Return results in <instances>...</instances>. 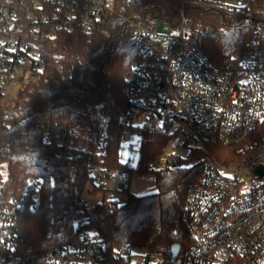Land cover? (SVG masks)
Listing matches in <instances>:
<instances>
[{"label":"trees","instance_id":"trees-1","mask_svg":"<svg viewBox=\"0 0 264 264\" xmlns=\"http://www.w3.org/2000/svg\"><path fill=\"white\" fill-rule=\"evenodd\" d=\"M181 6L182 0H116L115 13L102 17L92 29L82 30L74 22L56 37L37 43L44 63L36 80L0 102V207H9L15 215L17 262L25 264L31 257V264H53L49 255L74 235L83 215L101 236L113 264H132L136 250L162 254V264H175L172 244H181L180 256L193 244L189 186L205 159L228 163L229 146L190 149L186 160H199L191 169L184 168L180 158L153 170L156 193L128 192L119 202L101 183L94 188L102 191L99 202L91 205L84 198L93 170L133 171L120 159L119 148L123 119L130 110L123 87L141 46L134 28L120 15L152 26H177ZM185 12L194 23L214 27L203 44L216 61L240 53L251 38L253 28L246 16L225 11L217 0H188ZM139 132L137 171L148 172V163L160 160L172 135L162 131V121L153 112ZM32 178L41 183L37 199ZM118 251L126 256L116 257Z\"/></svg>","mask_w":264,"mask_h":264},{"label":"built area","instance_id":"built-area-1","mask_svg":"<svg viewBox=\"0 0 264 264\" xmlns=\"http://www.w3.org/2000/svg\"><path fill=\"white\" fill-rule=\"evenodd\" d=\"M187 1L182 0L177 26H152L120 15L141 46L123 87L130 105L123 138L131 135L130 120L149 111L161 119L163 132L181 134L189 149L229 146L228 163L207 158L191 181L187 211L194 242L175 264H264V174L257 173L264 167V0H217L225 11L244 14L253 28L245 48L223 61H216L203 44L214 27L194 23L185 12ZM115 6L116 0H0V102L36 80L44 63L39 41L56 37L74 22L90 30L115 13ZM107 145L104 140V154ZM177 156H169L163 168ZM105 173L127 196L130 173ZM30 184L37 199L41 183L32 178ZM15 223L13 211L0 207V264H17ZM92 229L81 216L73 237L49 255L53 264H113ZM164 260L151 253L146 262Z\"/></svg>","mask_w":264,"mask_h":264},{"label":"rangeland","instance_id":"rangeland-1","mask_svg":"<svg viewBox=\"0 0 264 264\" xmlns=\"http://www.w3.org/2000/svg\"><path fill=\"white\" fill-rule=\"evenodd\" d=\"M17 91V89L13 90L12 94H16ZM149 113V111L139 113L134 119L130 120L129 125L134 129H132L131 135L128 139H122L119 148L120 159L124 162H128V164L133 168V171L130 173V188L128 191L137 196H143L157 192L158 187L156 183L155 172L153 170H159L165 167L166 160L169 156L178 155L177 157L179 159L183 158L184 160L182 162V166L188 169L194 168L199 163V160H186L190 149L183 145V136L181 134H176L170 140L168 147L160 160L151 161L150 169L152 170L148 172L137 171L140 163L142 143V136L139 132V128L143 127L148 121ZM92 174L94 176L93 183H89L84 192V198L89 204L95 205L102 199V191H94L95 185H100L101 183L105 184V188L111 192L114 199H117L119 202L125 201L126 194L122 191L121 187H117L109 182L105 172L93 170ZM94 232L95 230L92 229L91 233ZM71 237H73V235ZM70 238H68L67 240H69ZM67 240H65L64 242H66ZM147 255V250H136L132 264H143L147 259ZM24 258H26V254ZM30 259L31 257H29V260ZM21 262H17V264H22Z\"/></svg>","mask_w":264,"mask_h":264},{"label":"water","instance_id":"water-1","mask_svg":"<svg viewBox=\"0 0 264 264\" xmlns=\"http://www.w3.org/2000/svg\"><path fill=\"white\" fill-rule=\"evenodd\" d=\"M257 173L259 175H263L264 174V167H260L257 169ZM181 251V244L179 242H175L172 244L171 247V252H172V258L175 259L178 257L179 253ZM32 263V259L28 260L27 264H31Z\"/></svg>","mask_w":264,"mask_h":264}]
</instances>
